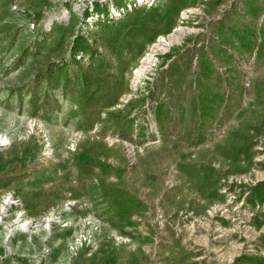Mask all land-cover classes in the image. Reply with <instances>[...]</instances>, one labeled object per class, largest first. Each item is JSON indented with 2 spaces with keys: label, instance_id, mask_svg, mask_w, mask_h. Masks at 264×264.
Returning <instances> with one entry per match:
<instances>
[{
  "label": "rangeland",
  "instance_id": "rangeland-1",
  "mask_svg": "<svg viewBox=\"0 0 264 264\" xmlns=\"http://www.w3.org/2000/svg\"><path fill=\"white\" fill-rule=\"evenodd\" d=\"M233 5L255 49L216 60ZM263 22L264 0H0V264H264ZM79 34L99 53L75 54ZM204 52L220 96L201 119ZM83 87L96 91L91 120ZM104 178L138 202L127 218Z\"/></svg>",
  "mask_w": 264,
  "mask_h": 264
},
{
  "label": "trees",
  "instance_id": "trees-1",
  "mask_svg": "<svg viewBox=\"0 0 264 264\" xmlns=\"http://www.w3.org/2000/svg\"><path fill=\"white\" fill-rule=\"evenodd\" d=\"M98 10H104L105 13L108 12L107 7L101 9V5L97 4ZM250 16L253 20H256L259 16V11L255 13H250ZM215 36L217 41H213L210 46V53L214 59H221L222 54L225 57L230 58L231 55L228 54L226 47L235 48L236 45L246 53H252L255 49L254 40L257 37V28L254 23L247 22L245 17L242 16L238 11L235 5L232 6V9L226 12V15L222 20L215 25ZM110 28V26H107ZM259 33L262 38V41L258 45L257 55H264V22L259 28ZM74 53L78 52H88L93 51L99 53V49H94L91 45H85L83 42L82 35H77L75 39ZM215 44V46H213ZM210 53L204 52L200 56L199 66L200 73L198 77L199 84V95L198 103L194 105V112L200 115V118H206L207 114L214 108L216 99L219 98V94H213L212 89L209 87V81L212 78L215 67L213 64V58H211ZM166 58H171V54L167 55ZM54 66V78L56 81H59L65 74L63 67L59 64ZM96 100V91L91 90L88 87H83L78 96V105L79 110L82 115L91 120L93 116V104ZM216 109L221 107V104H217ZM162 110L163 104L158 105L156 109L157 123L162 131ZM133 121V120H132ZM163 132V131H162ZM76 166L78 168L79 175L81 177H90L95 175V167L93 161H76ZM105 170H112L116 175H123L127 169L124 167L115 166L112 164H106L104 167ZM101 186L103 192L109 203L111 204L112 209L119 215L124 218L128 217V213L132 208V205H136L138 202L133 200L131 197L128 188L125 185L123 178H119L115 181H111L107 178L101 180ZM261 192V191H260ZM264 192L258 193V196L261 198ZM139 206V205H136Z\"/></svg>",
  "mask_w": 264,
  "mask_h": 264
},
{
  "label": "bare ground",
  "instance_id": "bare-ground-1",
  "mask_svg": "<svg viewBox=\"0 0 264 264\" xmlns=\"http://www.w3.org/2000/svg\"><path fill=\"white\" fill-rule=\"evenodd\" d=\"M174 38H175V37H172V36H171V37H170V41H173V40H174ZM160 45H161V44H160Z\"/></svg>",
  "mask_w": 264,
  "mask_h": 264
}]
</instances>
